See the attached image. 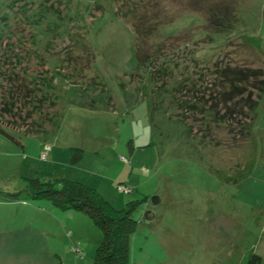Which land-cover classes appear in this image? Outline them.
<instances>
[{
  "label": "rangeland",
  "instance_id": "1",
  "mask_svg": "<svg viewBox=\"0 0 264 264\" xmlns=\"http://www.w3.org/2000/svg\"><path fill=\"white\" fill-rule=\"evenodd\" d=\"M201 1L205 11L190 8V0L147 2V18L151 21L156 11L164 25H158L146 44L174 47L180 57L182 48L187 49L186 62L164 78L167 82L147 84L146 74L157 57L137 64L135 34L129 22L114 16V0H0V39L24 47L19 53L33 46L39 51L51 39L48 78L42 82L32 72L38 69L35 59L29 60L27 78L36 77L42 92L56 98L51 109L54 118L39 132L25 134L20 125L5 127L8 117L5 123L0 119L12 137L0 133V190L12 191L30 178L55 186L68 179L93 187L116 209L130 200L150 197L133 212L137 228L130 238L127 264H247L252 254L264 264V96L254 124V168L238 183L224 182L207 165L222 169L234 164L243 156L245 145L238 151L233 148L235 153L202 146L198 154L199 142L187 139L186 129L199 132L200 122L191 115L183 121L180 109L161 104L150 113L142 99L145 85L154 100L163 87L175 85L180 73L189 76L192 63L188 61L193 57L205 63L228 51L233 63L253 61V66H261L249 47L236 44L241 35L257 36L264 49V0ZM81 16L89 28L87 39L94 56L80 74L71 73L61 61L67 58L62 52L71 45L69 33L78 32ZM213 16L233 23L213 27ZM208 35L212 40L203 44ZM167 60L171 71L176 56L169 54ZM76 149L82 157L72 161ZM153 195L159 197L158 204L151 201ZM24 200L30 207L20 206L17 217L0 204V231L29 227L25 221L31 215L33 229L45 225L52 234L41 239L52 252L44 251L49 258L39 254L35 259L32 253L40 250V241L6 235L1 252L12 245L18 254L4 258L5 264H93L103 235L89 216L58 208L53 213L44 209L51 214L45 215L40 210L52 209L49 201Z\"/></svg>",
  "mask_w": 264,
  "mask_h": 264
},
{
  "label": "trees",
  "instance_id": "2",
  "mask_svg": "<svg viewBox=\"0 0 264 264\" xmlns=\"http://www.w3.org/2000/svg\"><path fill=\"white\" fill-rule=\"evenodd\" d=\"M147 2L149 0H114L116 6L113 14L116 18L129 22L135 34V56L138 65L140 63L144 65L149 60L151 63L157 57L154 61L156 64L151 65L146 74V83L159 80L164 84L167 82V80L164 81V78L179 70L180 62L181 65L186 62L187 49L182 48V57H180L177 54L178 49L175 51L174 47H167V49L165 46L162 48L159 45L149 46L146 44L148 37L158 25H164L161 16L156 11L153 12L151 21L147 18ZM201 2V0H190L189 4H193L190 5V8L205 11V4ZM99 12L104 13V9H100ZM210 13L213 12L210 10ZM223 14L227 15L228 9H223ZM92 15L94 16V14ZM83 17L81 16L77 21L78 32L76 34L70 32L68 35L71 45H66L62 52L66 54L67 58L63 59L61 64H66L71 69V73H83L84 63L88 68L94 56L87 39L89 28ZM218 17L223 18L222 15ZM218 17L210 18V20L212 19L210 24L213 27L224 28L228 27L226 23H233L230 20L227 22L226 20H217ZM212 38L211 35H208L206 41L204 39L201 41L204 44L210 42ZM239 38L240 42L236 45L249 47L248 50L253 55L255 54L261 66H253V61L233 63L230 52L226 51L205 63H202L203 60L191 58L188 61L192 63L191 74L188 76L180 73L175 85L170 88L166 86L165 89L163 87V91L161 93L159 91L161 95L158 93L160 97L154 98V100L152 99L153 95H149L145 91L146 83L145 86L143 85L145 97L142 99L146 102L150 113L153 111L152 109H157L161 104L167 109H180L183 121L186 116L191 115L194 120L200 122L199 132L196 130L193 133L189 126L186 129V133L189 135L192 133V136L187 135V139L194 141L195 144L199 142L197 145L198 154L202 150V146V148L216 149V151L223 147L222 150L235 153L233 148H237L238 151L245 145L243 156L237 159L234 164L222 169L216 168L210 163L207 165L208 171L227 183L240 182L254 168L256 158L254 124L257 119L259 102L264 96V49L261 47V39L250 35H241ZM8 40L0 39L1 122L5 123L8 117L10 121L4 124L5 127L20 125L25 128L22 131L25 134L39 132L44 128V124L51 122L54 118L51 109L55 106L56 98L50 99L42 92L36 77L34 80L27 78L30 67L29 60L35 59V63L38 62L35 65L38 69L33 68L32 72L38 74L37 77L42 82L45 80L43 78H48L46 61L53 57V54L48 52L47 46H52V43H49L51 39L40 49L41 51L34 49V46L28 47L31 49L25 46L26 50L22 53L19 51L24 50V47H18L19 45ZM169 54L176 56L177 60H175V66L171 71L167 69ZM179 58H181L180 61ZM185 68L187 69L188 66ZM67 78L75 79L72 76ZM162 86L156 87L162 89ZM150 92L154 93L153 89ZM4 126L0 124V133L12 138L5 132ZM220 133L222 134L219 135ZM239 143L243 145L240 146ZM76 153L75 151L71 153L72 161L81 159V150L76 149ZM17 197L45 199L55 208L79 210L89 216L102 229L103 235L102 242L96 248L93 264H127L130 238L137 228L133 212L150 199L146 196L140 200H130L126 203V207L116 209L96 189L85 183L61 179L58 181V186H55L49 181H41L38 178L27 179L24 184L12 191L0 190V199L12 200ZM151 201L153 204H158L160 199L157 195H153ZM149 214V211H145L146 218H150ZM247 264H262L261 257L252 254Z\"/></svg>",
  "mask_w": 264,
  "mask_h": 264
},
{
  "label": "crops",
  "instance_id": "3",
  "mask_svg": "<svg viewBox=\"0 0 264 264\" xmlns=\"http://www.w3.org/2000/svg\"><path fill=\"white\" fill-rule=\"evenodd\" d=\"M36 201H45V199H35ZM48 200H46V202H47ZM0 204L1 205H3V206H5L4 208H3V211H7V210H11L12 211V215H14V216H18V212H19V209L21 208V207H30V205H28V204H26V202H25V200L23 199V198H21V197H17V198H15V199H12V200H9V199H7V200H3V199H0ZM47 204H50V203H47ZM6 206H8V207H6ZM21 206V207H20ZM50 206H51V208L52 209H49V208H46L45 206H44V208H42V210H40L41 212H45L44 214L46 215V213L47 214H49V215H51L50 214V212H46L44 209H46V210H52L51 212L53 213V212H56V208L52 205V204H50ZM35 214V213H34ZM33 214V215H34ZM67 214V213H66ZM29 218V219H28ZM27 219H26V223L28 224V225H30L29 227L27 226V227H24V228H20V229H17V228H11V229H9V230H1L0 231V254H1V257H0V264H5L4 263V258H11L12 256H14V255H17L18 254V252H17V249H16V247H14V246H12V245H10V246H8L6 249H5V251H4V253H2L1 251H2V248L5 246V243L2 241V240H5V236L6 235H12V234H14V233H16L18 236H20L22 239H32L33 241H35L36 243L38 242V241H40L39 242V246L38 247H40V250H38V248H37V251H35L34 253H32V256L35 258V259H37V257H38V255L39 254H41L42 256H44V257H46V258H49L50 256H48V255H46V253L44 252V251H46V250H48L50 253L52 252V250H50V248H49V245H48V243H47V241L46 242H44V241H42L41 239H42V237L43 236H49V237H52L51 235V233H49V232H47V226H45V225H42L40 228H39V230H38V228H35V226H34V229L32 228L33 227V224L29 221L30 219H31V215L28 217ZM57 220V219H56ZM57 221H59V220H57ZM12 224V223H11ZM60 224V223H59ZM58 224V225H59ZM13 225V224H12ZM31 225H32V227H31ZM5 229H7V226L5 227ZM6 231V232H5ZM8 231V232H7ZM26 247H27V251H29V250H31V247H30V245H26ZM46 247V249L45 250H43L44 248ZM31 253V252H30ZM3 256V257H2Z\"/></svg>",
  "mask_w": 264,
  "mask_h": 264
}]
</instances>
